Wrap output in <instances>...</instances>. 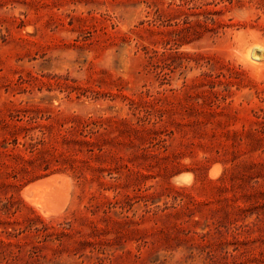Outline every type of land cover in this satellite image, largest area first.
<instances>
[{"label": "rangeland", "instance_id": "374dc122", "mask_svg": "<svg viewBox=\"0 0 264 264\" xmlns=\"http://www.w3.org/2000/svg\"><path fill=\"white\" fill-rule=\"evenodd\" d=\"M0 264H264V0H0Z\"/></svg>", "mask_w": 264, "mask_h": 264}, {"label": "bare ground", "instance_id": "6f19581e", "mask_svg": "<svg viewBox=\"0 0 264 264\" xmlns=\"http://www.w3.org/2000/svg\"><path fill=\"white\" fill-rule=\"evenodd\" d=\"M256 45L257 44H255V46ZM62 178L63 177L57 174L40 178L27 184L22 189V192L27 197L28 201L32 203L43 215L48 216L50 214L57 213V211L62 208L63 203L66 200V195L60 197H57L56 195L57 190L55 184L59 180H62Z\"/></svg>", "mask_w": 264, "mask_h": 264}]
</instances>
